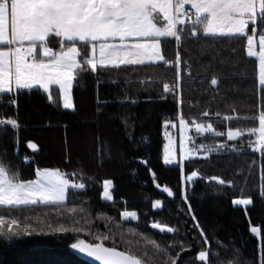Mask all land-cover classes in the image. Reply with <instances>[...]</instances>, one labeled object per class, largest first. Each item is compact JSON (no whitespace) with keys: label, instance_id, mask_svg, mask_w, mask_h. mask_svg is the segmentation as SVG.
Instances as JSON below:
<instances>
[{"label":"trees","instance_id":"trees-1","mask_svg":"<svg viewBox=\"0 0 264 264\" xmlns=\"http://www.w3.org/2000/svg\"><path fill=\"white\" fill-rule=\"evenodd\" d=\"M48 46L58 50L59 38H50ZM177 48L171 38L162 40V52L170 62L175 60ZM183 56L191 64L192 77L185 71L182 107L171 95L162 99L163 84L171 85L176 80L175 69L163 64L80 72L73 84L71 111L62 109L55 87L52 102L42 90L19 91L18 108L8 106L9 96H0L1 118H6L5 114L18 118L20 125L18 130L0 127V154L11 161L19 177L35 178L37 166L59 168L72 183L86 185L84 190L70 188L63 204L13 210L10 214L21 219V227L24 217H31L37 231L11 238L0 235V264H89L70 249L76 239L92 242L87 231L56 233L46 226L40 231L43 225H37L36 218L53 227L60 223L74 227V221H80L93 233L112 236L120 250L129 248L131 241L133 253L145 264H161L165 259L150 241L179 252L172 245L183 240L191 248V253L185 254V264H196L199 230L188 214V204L214 252L220 242L228 249L220 255L230 256L231 264H258L264 255V235L254 238L250 229H264V199L259 196L264 154L251 150L248 140L254 137L232 142L226 139L230 127L246 132L248 127L258 126L250 119L258 116L261 107L257 61L247 57L242 38L188 40L183 45ZM213 77L220 78L218 87L211 85ZM205 111L211 119L202 116ZM181 112L186 119L212 123L225 136L207 133L196 137L191 133L197 148L203 144L216 151L201 149L197 151L199 156L185 160L181 167L165 166L162 124L165 120L177 121ZM217 112L219 118L215 116ZM225 116L233 119L226 121ZM17 139L18 155L14 146ZM28 141L37 144L38 151L29 149ZM220 144L226 146L220 148ZM24 157L32 163H23ZM192 171L198 175L187 181ZM106 179L113 181L112 201L101 197ZM220 179L225 184H220ZM165 187L173 196H168ZM185 194L187 203L183 200ZM249 197L254 200L252 206L232 203L235 198ZM156 200L161 201L159 209L153 208ZM71 208L77 211H69ZM124 211H135L137 218L125 220ZM0 214L9 212L0 210ZM153 223L179 228V233L158 234L151 229ZM113 240L106 246H113ZM145 250L155 255L145 258Z\"/></svg>","mask_w":264,"mask_h":264},{"label":"snow or ice","instance_id":"snow-or-ice-1","mask_svg":"<svg viewBox=\"0 0 264 264\" xmlns=\"http://www.w3.org/2000/svg\"><path fill=\"white\" fill-rule=\"evenodd\" d=\"M190 6V7H189ZM59 38L60 47L54 50L49 47L50 38ZM212 37L242 38L246 41V55L255 59L258 85L261 92V107L258 116L250 119L257 121L258 126L248 127L246 132L241 128L228 129L226 139L229 142L249 138L251 150L264 154V0H0V96L9 95L8 106L18 108V93L20 90H42L49 102L53 101L52 86H56L62 100L63 109H74L73 84L80 72L97 73L100 69L125 70L129 66H145L163 64L175 69L176 80L171 85L163 84L162 99L171 95L178 107H182L183 78L186 71L191 79L190 62L183 56V45L188 40H200ZM178 46L175 60L169 61L162 52V40L169 39ZM212 86L218 87L219 77L210 80ZM202 116L211 119L210 113L205 111ZM219 118L220 113H215ZM0 118V125L18 130V118ZM198 119V118H197ZM197 119H186L181 112L179 116L180 148L183 159L188 160L194 151L203 149L215 152V147L197 148L194 137L188 135L194 126L196 137L214 133L216 137L225 136V132L217 131L212 123H200ZM233 117L225 116L224 120L231 121ZM174 122L165 120L164 127L175 128ZM168 144L164 146L163 163H174L170 145L171 136L165 132ZM192 143L193 147H187ZM16 154H19L18 139L14 141ZM226 145L220 144V148ZM27 147L38 151V146L28 141ZM23 163L30 164L28 157ZM71 163L70 159L68 161ZM147 164V160H142ZM198 173L192 171L186 176L187 181H193ZM33 179H22L17 170L11 166V161L0 154V210L8 211L9 215L0 214V235L20 237L31 235L37 231L32 226V218L21 219L10 213L13 210L22 211L24 207L45 204L57 205L66 201L69 189L84 190V183H72L67 174L59 168H40L34 170ZM153 179L155 176L153 175ZM213 180L216 177L212 178ZM259 196L264 199V171L260 175ZM220 184L225 180L220 179ZM232 183V181H228ZM113 181L103 182V200H113ZM159 188V184H157ZM168 196L173 192L164 188ZM183 200L187 203L185 194ZM232 203L236 206H252L253 198H235ZM161 201L156 200L153 208L159 209ZM76 212V208L69 209ZM81 212L84 209H80ZM188 214L196 221L194 227L199 235L200 250L196 264H231L230 256H221L220 252L228 249L217 242L214 252L199 221L188 204ZM125 220H135V211H124ZM103 219V217H101ZM39 228L46 226L56 233H81L87 231L92 236V242L77 239L71 244L73 249L93 257L99 264H145V260L134 254L130 247L120 250L113 237L101 233H93L80 221H74V227L64 223L53 227L51 223L36 218ZM89 223H91L89 221ZM152 229H159L161 233H179V228L167 227L161 223H153ZM131 232L132 230L129 229ZM250 233L255 237H262L264 229L251 227ZM113 240V246H106V242ZM156 253L163 257L161 264H185V254L191 253L183 240L173 243L172 248L162 247L154 240L150 241ZM264 248V244H261ZM155 253L144 252L147 258ZM258 264H264L261 255Z\"/></svg>","mask_w":264,"mask_h":264},{"label":"rangeland","instance_id":"rangeland-1","mask_svg":"<svg viewBox=\"0 0 264 264\" xmlns=\"http://www.w3.org/2000/svg\"><path fill=\"white\" fill-rule=\"evenodd\" d=\"M258 63V62H257ZM257 81H258V79H257ZM55 88H57V87H55ZM60 101H61V107H62V109H63V105H62V100L60 99ZM63 110H65V111H71V110H73V109H63ZM171 122H174V123H176V127L175 128H173V127H169L167 130L165 129V127H164V122H163V124H162V140H163V149H162V162H163V157H164V146H165V144H168V139L166 138V136H165V132L167 131L168 132V134L171 136V138H172V140H173V143L170 145V151H171V153H172V155H173V159H174V163L173 164H171V165H165L164 163V165L165 166H179V167H181L182 166V164H183V162L185 161L184 159H183V154H182V152H181V148H180V129H179V119L177 120V121H171ZM191 133H195L194 132V126H191L190 127V130H189V132H188V135H190V136H192L191 135ZM192 143H188L187 144V147L188 148H192ZM197 156H199V154L197 153V151H194L193 152V154H192V156L189 158V159H191V158H195V157H197ZM68 177V176H67ZM72 189V188H71ZM102 189H103V184H102ZM74 190H79V189H74ZM102 193H103V191H102ZM101 197H102V200H103V195H101ZM67 200V199H66ZM103 201H105V200H103ZM66 202V201H65ZM65 202H63V203H65ZM62 203V204H63ZM49 205H51V204H49ZM125 219V218H124ZM130 220V219H129ZM75 242H77V239L75 240ZM74 242V243H75ZM70 249H71V251L72 252H74L75 254H78V251L76 250V249H73L72 247H70Z\"/></svg>","mask_w":264,"mask_h":264},{"label":"water","instance_id":"water-1","mask_svg":"<svg viewBox=\"0 0 264 264\" xmlns=\"http://www.w3.org/2000/svg\"><path fill=\"white\" fill-rule=\"evenodd\" d=\"M152 229V228H151ZM152 231L158 233V234H163V235H167V234H170V233H167L166 231L164 233H161L159 231V229H152ZM78 251V250H77ZM81 259H83L85 262L89 263V264H99L98 261H95V259L93 257H89L87 256V254L85 253H80L78 251V254H77Z\"/></svg>","mask_w":264,"mask_h":264},{"label":"crops","instance_id":"crops-1","mask_svg":"<svg viewBox=\"0 0 264 264\" xmlns=\"http://www.w3.org/2000/svg\"><path fill=\"white\" fill-rule=\"evenodd\" d=\"M190 7V6H189ZM54 87H56V86H52V88H54ZM21 91V90H20ZM3 96H9V95H3Z\"/></svg>","mask_w":264,"mask_h":264},{"label":"built area","instance_id":"built-area-1","mask_svg":"<svg viewBox=\"0 0 264 264\" xmlns=\"http://www.w3.org/2000/svg\"><path fill=\"white\" fill-rule=\"evenodd\" d=\"M0 118H1V116H0ZM3 125H0V127H2Z\"/></svg>","mask_w":264,"mask_h":264}]
</instances>
